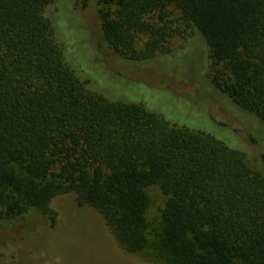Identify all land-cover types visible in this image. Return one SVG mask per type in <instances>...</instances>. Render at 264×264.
<instances>
[{"label": "trees", "instance_id": "obj_1", "mask_svg": "<svg viewBox=\"0 0 264 264\" xmlns=\"http://www.w3.org/2000/svg\"><path fill=\"white\" fill-rule=\"evenodd\" d=\"M53 1L0 0V221L37 212L53 227L51 199L73 192L144 260L264 264V152L256 169L210 133L91 89L65 60L45 12ZM95 4L124 59L168 53L172 36L196 28L209 84L264 128V0ZM152 186L161 201L149 212Z\"/></svg>", "mask_w": 264, "mask_h": 264}, {"label": "rangeland", "instance_id": "obj_2", "mask_svg": "<svg viewBox=\"0 0 264 264\" xmlns=\"http://www.w3.org/2000/svg\"><path fill=\"white\" fill-rule=\"evenodd\" d=\"M45 12L65 60L89 80L91 89L109 99L141 102L172 123L210 133L261 169L264 128L209 84L207 47L196 28H187L184 38L172 36L170 52L132 60L122 58L103 38L95 0L86 7L78 0H54ZM149 192L152 212L161 198L157 187ZM50 205L57 219L53 227L37 212L0 221V264H161L122 249L101 215L79 205L73 192L54 196Z\"/></svg>", "mask_w": 264, "mask_h": 264}]
</instances>
